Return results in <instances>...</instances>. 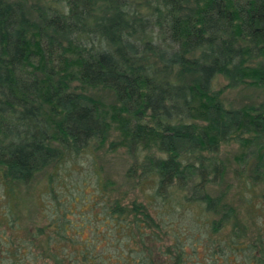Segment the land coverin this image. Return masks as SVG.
<instances>
[{
  "label": "trees",
  "instance_id": "trees-1",
  "mask_svg": "<svg viewBox=\"0 0 264 264\" xmlns=\"http://www.w3.org/2000/svg\"><path fill=\"white\" fill-rule=\"evenodd\" d=\"M246 85L264 0H0V264H264V100L224 95Z\"/></svg>",
  "mask_w": 264,
  "mask_h": 264
},
{
  "label": "rangeland",
  "instance_id": "rangeland-1",
  "mask_svg": "<svg viewBox=\"0 0 264 264\" xmlns=\"http://www.w3.org/2000/svg\"><path fill=\"white\" fill-rule=\"evenodd\" d=\"M226 83V79L219 75L216 79L217 88H220ZM88 91L98 94L102 99L107 101L108 103L114 102L113 99L114 94L102 88H98L96 91L87 88ZM225 99L228 104L239 106L243 104H248L253 102H259L264 100V92L253 87V86H240L238 88H230L225 91ZM120 138V134L116 128H113L112 134L110 135V139ZM108 145L98 148L96 150V155L99 157V161L104 167V173L106 176H109L113 179H116L119 186L128 190L130 196L141 195V191L137 186H134L125 176L126 169L128 167L127 154L125 153V148L122 147L117 151H108L106 148ZM239 148V143L237 141H232L231 144L225 147L224 154L228 158L233 160V156ZM232 164H235L233 161ZM141 197V196H140Z\"/></svg>",
  "mask_w": 264,
  "mask_h": 264
}]
</instances>
